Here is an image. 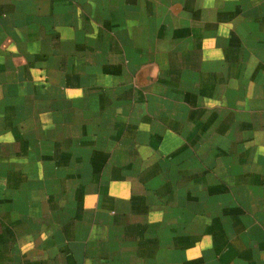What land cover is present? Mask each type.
<instances>
[{
    "label": "crops",
    "instance_id": "obj_1",
    "mask_svg": "<svg viewBox=\"0 0 264 264\" xmlns=\"http://www.w3.org/2000/svg\"><path fill=\"white\" fill-rule=\"evenodd\" d=\"M0 264H264V0H0Z\"/></svg>",
    "mask_w": 264,
    "mask_h": 264
}]
</instances>
